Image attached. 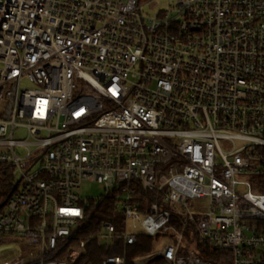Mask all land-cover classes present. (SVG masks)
<instances>
[{
  "label": "built area",
  "instance_id": "built-area-1",
  "mask_svg": "<svg viewBox=\"0 0 264 264\" xmlns=\"http://www.w3.org/2000/svg\"><path fill=\"white\" fill-rule=\"evenodd\" d=\"M157 1L0 0V237L34 247L0 264H74L87 238L43 256L86 181L123 217L97 240L164 234L136 263L225 264L178 254L186 229L262 262L264 0Z\"/></svg>",
  "mask_w": 264,
  "mask_h": 264
},
{
  "label": "trees",
  "instance_id": "trees-1",
  "mask_svg": "<svg viewBox=\"0 0 264 264\" xmlns=\"http://www.w3.org/2000/svg\"><path fill=\"white\" fill-rule=\"evenodd\" d=\"M122 213L114 206L110 200H102L101 202H90L85 207L84 217L78 223L74 233L67 237L59 238L56 246L52 250H47L43 256V260L63 259L68 250L73 247L80 239H88L83 247L82 253L74 264H100L103 258L108 255H122L125 264H138L135 257L140 254H147L154 250L155 245L164 236L157 233L153 236L144 232L136 233V242L130 245H124L120 240H112L111 242H101L94 236L101 230V223L109 220L119 229L122 224ZM6 243V240L0 237V244ZM193 250L201 259L215 262H223L230 264L232 261L229 250L222 249L209 244L200 239L195 232L189 229L183 234L181 245L178 246V254H185L187 249ZM264 253V251H262ZM38 259L30 261L28 264H36ZM147 264H167L163 259L151 260ZM259 264H264L263 260Z\"/></svg>",
  "mask_w": 264,
  "mask_h": 264
},
{
  "label": "rangeland",
  "instance_id": "rangeland-1",
  "mask_svg": "<svg viewBox=\"0 0 264 264\" xmlns=\"http://www.w3.org/2000/svg\"><path fill=\"white\" fill-rule=\"evenodd\" d=\"M164 5H165L164 0H158L155 7L151 9L144 8V11L149 12V13H154L157 8H161ZM15 135L16 137H23L24 133L22 131H18L15 133ZM80 191H81L82 196L89 197V198H96L94 199V203H98L100 200L99 197L103 193V188L100 185H98L96 182L86 181L81 184ZM33 249L34 247L25 246L22 243L19 245L16 242L10 245L6 243H3V244L1 243L0 244V257L1 256L9 257L11 254L24 256L28 254L30 251H32ZM147 263L148 261L146 263L144 262V263H138V264H147Z\"/></svg>",
  "mask_w": 264,
  "mask_h": 264
}]
</instances>
